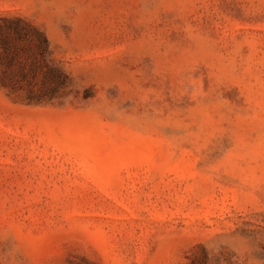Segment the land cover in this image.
<instances>
[{
	"label": "rangeland",
	"instance_id": "1",
	"mask_svg": "<svg viewBox=\"0 0 264 264\" xmlns=\"http://www.w3.org/2000/svg\"><path fill=\"white\" fill-rule=\"evenodd\" d=\"M12 17L65 79L0 65V264H264V0Z\"/></svg>",
	"mask_w": 264,
	"mask_h": 264
},
{
	"label": "trees",
	"instance_id": "2",
	"mask_svg": "<svg viewBox=\"0 0 264 264\" xmlns=\"http://www.w3.org/2000/svg\"><path fill=\"white\" fill-rule=\"evenodd\" d=\"M0 65L3 68H17L25 70L35 69L42 66L46 71L44 74L50 76L52 80L44 79L39 95L47 93L43 89L49 88V92L54 91L62 85L65 76L52 64L49 59L48 44L42 32L29 25L19 17L0 19ZM3 85H13L11 81L2 82Z\"/></svg>",
	"mask_w": 264,
	"mask_h": 264
}]
</instances>
